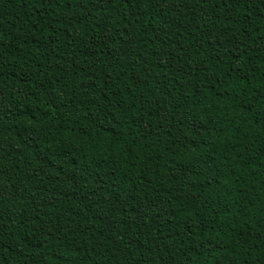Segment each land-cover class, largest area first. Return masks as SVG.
Wrapping results in <instances>:
<instances>
[{"label":"trees","instance_id":"trees-1","mask_svg":"<svg viewBox=\"0 0 264 264\" xmlns=\"http://www.w3.org/2000/svg\"><path fill=\"white\" fill-rule=\"evenodd\" d=\"M0 264H264V0H0Z\"/></svg>","mask_w":264,"mask_h":264}]
</instances>
